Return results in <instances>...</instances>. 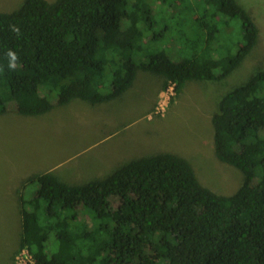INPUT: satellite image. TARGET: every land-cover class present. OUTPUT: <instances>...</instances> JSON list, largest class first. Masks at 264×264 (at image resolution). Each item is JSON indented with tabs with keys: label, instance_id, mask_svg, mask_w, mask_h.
I'll return each instance as SVG.
<instances>
[{
	"label": "trees",
	"instance_id": "trees-1",
	"mask_svg": "<svg viewBox=\"0 0 264 264\" xmlns=\"http://www.w3.org/2000/svg\"><path fill=\"white\" fill-rule=\"evenodd\" d=\"M258 36L239 0H23L0 11V114L110 101L138 70L177 96L189 81L225 79ZM210 121L214 157L241 173L233 191L167 151L76 184L34 172L23 188L36 189L18 196L16 252L34 264H264V69L223 94Z\"/></svg>",
	"mask_w": 264,
	"mask_h": 264
},
{
	"label": "rangeland",
	"instance_id": "rangeland-1",
	"mask_svg": "<svg viewBox=\"0 0 264 264\" xmlns=\"http://www.w3.org/2000/svg\"><path fill=\"white\" fill-rule=\"evenodd\" d=\"M22 1L0 0V11L10 12ZM239 1L254 17L259 36L221 81H189L176 96L160 89L161 75L138 70L129 89L110 101L75 99L40 115L0 114V264H31L16 249L18 196L32 195L36 183L23 184L34 172L51 171L76 184L110 174L120 161L167 151L185 157L209 187L223 193L236 188L241 173L213 155L210 118L223 94L264 69V0ZM166 44L158 45L174 53Z\"/></svg>",
	"mask_w": 264,
	"mask_h": 264
},
{
	"label": "clouds",
	"instance_id": "clouds-1",
	"mask_svg": "<svg viewBox=\"0 0 264 264\" xmlns=\"http://www.w3.org/2000/svg\"><path fill=\"white\" fill-rule=\"evenodd\" d=\"M12 30L17 32V33H19V28L18 27L13 26ZM7 55L10 58L9 59V63H8V68L11 69V70H15V68L17 66V64H16V61H17L16 54L14 52H12L11 50H9Z\"/></svg>",
	"mask_w": 264,
	"mask_h": 264
},
{
	"label": "built area",
	"instance_id": "built-area-1",
	"mask_svg": "<svg viewBox=\"0 0 264 264\" xmlns=\"http://www.w3.org/2000/svg\"><path fill=\"white\" fill-rule=\"evenodd\" d=\"M168 89H170L172 91V87H169ZM173 92V91H172ZM20 252L22 253V255L26 258V261L28 263H33V260L31 259L30 255L28 254L26 249H21Z\"/></svg>",
	"mask_w": 264,
	"mask_h": 264
},
{
	"label": "crops",
	"instance_id": "crops-1",
	"mask_svg": "<svg viewBox=\"0 0 264 264\" xmlns=\"http://www.w3.org/2000/svg\"><path fill=\"white\" fill-rule=\"evenodd\" d=\"M47 170V169H46ZM80 183V182H79Z\"/></svg>",
	"mask_w": 264,
	"mask_h": 264
}]
</instances>
